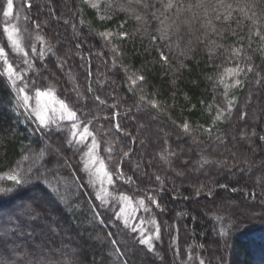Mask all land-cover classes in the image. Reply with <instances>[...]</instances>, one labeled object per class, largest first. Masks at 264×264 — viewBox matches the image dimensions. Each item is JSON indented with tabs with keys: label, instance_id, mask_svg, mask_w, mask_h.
Segmentation results:
<instances>
[{
	"label": "trees",
	"instance_id": "trees-1",
	"mask_svg": "<svg viewBox=\"0 0 264 264\" xmlns=\"http://www.w3.org/2000/svg\"><path fill=\"white\" fill-rule=\"evenodd\" d=\"M20 2L38 41L15 65L0 0V47L24 77L14 86L0 60V264H264V0ZM25 85L92 121L110 185L91 182L71 121L25 108ZM141 221L159 228L151 251Z\"/></svg>",
	"mask_w": 264,
	"mask_h": 264
},
{
	"label": "snow or ice",
	"instance_id": "snow-or-ice-1",
	"mask_svg": "<svg viewBox=\"0 0 264 264\" xmlns=\"http://www.w3.org/2000/svg\"><path fill=\"white\" fill-rule=\"evenodd\" d=\"M93 7H96L95 4L92 5ZM167 7H172V4H168ZM228 8H232V5L229 4L227 6ZM241 11H243V9L241 8ZM13 12V0H7V7L6 10L4 11L3 15L5 18L9 17ZM231 16V13L229 12L228 15L221 17L220 15L217 16V19H225L227 20L229 17ZM103 19V17H101ZM37 27H39V25H37ZM3 32L6 35L7 41L10 45V47L12 48V50L16 53H22L23 56L25 57V60L23 61L25 64L28 63L27 61V56L28 53L27 51H25V49L23 48V46L21 45L20 39L18 38V32L19 29L17 27L13 26H9L7 23L4 25L3 27ZM257 35H260L259 30H257L256 32ZM102 36H105V38H108L109 36H111V33H101ZM126 33H121V36L124 37L126 36ZM262 39H264V37H261ZM42 39V38H40ZM155 39V38H154ZM32 51L35 52L36 49L35 47L32 48ZM238 51V50H237ZM42 54V53H41ZM162 59H167V57H164L162 55ZM0 60L3 61L4 64V74H6L8 76V78L10 80H12L13 85L15 86V83L17 80H23L24 77L21 73H18L16 71V69L14 68L13 64L9 62L8 59V54L5 51L4 47H0ZM243 69H240L238 66L237 68H230V69H226V73L229 76L232 75H239L240 72H242ZM248 71H251V67L248 68ZM128 79L131 81L132 85H136L137 81H143L144 80V76H136L135 78H133L132 76H129ZM235 83L238 85L240 83L239 80H236ZM26 85L25 87H20L19 88V92L21 93L22 97H23V102L24 104L27 106L29 105L30 102V98L28 93L25 91ZM131 91V88L129 89ZM46 93L42 92L41 90L37 89L36 90V96H37V105H39V97L45 95ZM96 99L100 102V104L104 105L105 101L100 100L99 97H96ZM141 99H144V97H141ZM152 104L153 107H156V103L155 101H151L150 102ZM59 106L61 109V119H67L68 121H71V127H72V136H71V142H75L76 144L79 145H84L85 147H87V160L88 163L85 164V168H91L93 169L91 172V176H92V183H97L99 182V184L101 186H103V184L105 183V181H107L109 183V185L112 183V176L111 173L108 172L106 164L104 162L103 159H101L99 156L96 155V150L98 148V141L96 139V135L94 133L93 130H91L90 125L92 124V121H83V120H79L77 112L75 110H73L72 108H70L64 101H59ZM114 106V105H113ZM231 105H229L230 107ZM37 118L39 119L41 125L43 126H47L46 125V121L44 116L40 115V110L38 109L37 111ZM219 118V117H217ZM115 127L117 128V130H120V125L116 124ZM183 128L185 131H188L189 129V125L186 122L183 125ZM262 139H264V137H262ZM109 151H111V149H109ZM125 155H127V153H125ZM7 179L9 181H13L15 182L17 185L20 184L21 178L19 177V175L17 174H12L9 175L7 177ZM157 180H159V177H157ZM108 195V193L105 191L102 194L98 193L96 196L97 200H101L102 202H106L104 197H106ZM122 200L127 201L129 203V205L132 204V201L129 197L127 196H121L120 197ZM149 200L152 201L153 204H158L157 201L152 200L151 197H148ZM139 207L140 208H145V201L143 199L139 200L138 202ZM136 209L133 208V211H135ZM145 210H147V208H145ZM124 208L121 207V213H123ZM121 218V216L118 214L116 219L119 220ZM130 217H125L124 218V226L128 227V219ZM101 223H103V221L101 220ZM143 221L140 222L141 227L139 229H137L136 227H133V231L134 232H139L140 234V239H139V243L142 245H147L148 249L151 251L153 250V244H152V240L153 237H155L156 239H159V228L157 226L156 231L153 234H148L146 235L145 232L147 230L143 229ZM153 224H155V221H152ZM111 235V234H110ZM116 241L113 240V244H115ZM117 251H119V249H117ZM189 259H191V256H189ZM200 264H204L203 260L200 261Z\"/></svg>",
	"mask_w": 264,
	"mask_h": 264
},
{
	"label": "rangeland",
	"instance_id": "rangeland-1",
	"mask_svg": "<svg viewBox=\"0 0 264 264\" xmlns=\"http://www.w3.org/2000/svg\"><path fill=\"white\" fill-rule=\"evenodd\" d=\"M20 5H21L20 0H13V12L9 17H7V18L4 17V25L7 23L9 26L14 25L15 27H17L19 29L18 38L20 39L21 45L23 46L25 51H27V53H28V56L26 58L28 63L25 64L23 62L25 60V57L23 56L22 53L14 52L12 50V48L10 47V45H9V49H10L11 54H13L12 57H15L13 59L15 62V65L17 63V64H23L25 67H27V65H29V63L32 60V58H31L33 55L32 48L34 47V44L36 43V41H38V36L35 32L28 31V29L25 25V19L23 16V14H24L23 9ZM6 7H7V4H6ZM5 10H6V8H5ZM2 63H3V61H2ZM2 65L4 68L5 67L4 64H2ZM15 65H13V66H15ZM25 67L23 69H25ZM41 91L46 93V94L39 97V105H37L36 91H34L31 95H29V98H30L29 105L26 106L23 102L25 108H27L30 111V113L35 117V119L37 120L38 123H40L39 119L37 118L38 109L40 110V115L44 116L46 123L49 121H58L59 119L64 120V119H61V109L59 106V100L56 98L55 93L53 92V89L47 88V89L41 90ZM55 115H57V119H54V118H56ZM132 204L129 205V203L127 201L120 199V202L118 204V213L121 216V218H125V217L130 216L131 212L133 211V205ZM121 207L124 208L123 213H121ZM240 212H242V214H246V210H244V209L240 210ZM95 238L100 239L101 235L96 234V235H94V239ZM189 256H191V255L188 254V259H189ZM192 261H193V258L191 257V259L188 260V263L189 262L191 263Z\"/></svg>",
	"mask_w": 264,
	"mask_h": 264
}]
</instances>
